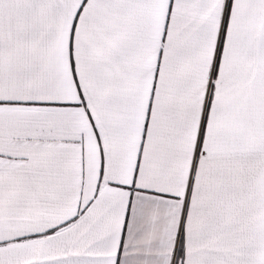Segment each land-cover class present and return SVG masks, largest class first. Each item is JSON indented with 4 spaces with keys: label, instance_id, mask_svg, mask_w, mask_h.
Here are the masks:
<instances>
[{
    "label": "snow or ice",
    "instance_id": "snow-or-ice-1",
    "mask_svg": "<svg viewBox=\"0 0 264 264\" xmlns=\"http://www.w3.org/2000/svg\"><path fill=\"white\" fill-rule=\"evenodd\" d=\"M0 264H264V0H0Z\"/></svg>",
    "mask_w": 264,
    "mask_h": 264
}]
</instances>
